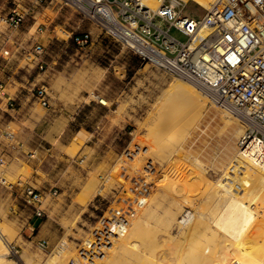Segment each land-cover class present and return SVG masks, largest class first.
<instances>
[{"label":"rangeland","instance_id":"1","mask_svg":"<svg viewBox=\"0 0 264 264\" xmlns=\"http://www.w3.org/2000/svg\"><path fill=\"white\" fill-rule=\"evenodd\" d=\"M36 1L0 0V17L5 18L14 10L27 14L19 28L0 22V38L8 39L7 49L15 51V44L29 49L38 41L46 47L48 63L45 71H39L34 65H27L22 57H15L5 69L3 79L7 87L4 92L14 96L21 91L28 104L22 111L21 106L14 104L10 107L14 110L8 111V101L0 94V109L7 113L0 118L1 125L5 123L2 129L12 135V138L3 135L1 138L15 145L10 164L5 162L0 166V177L5 180V184H0V220L11 227L14 235L11 242L3 239L10 251L9 258L15 262L26 264L21 257L27 250L34 261L66 253L69 255L67 264L78 263L82 241L113 202L119 182L112 175L117 165L126 161L125 151L135 145L143 148L129 164V174L145 177L146 160H152L154 168L160 166L148 142V131L157 116L170 109L173 115L185 111L178 116L186 119L183 128L175 132V143L178 140L183 149L172 152L174 155L170 153L171 158L167 154V163L175 166L163 164L159 173L168 167L171 172L174 169L178 172L176 175L183 178L184 188L194 191L197 188L191 183L198 184L201 192L204 188L214 190L221 173L233 172L228 169L229 161L220 154H223L227 124L224 111L206 99L208 111L197 123L203 132L199 135L196 122L188 115V97L180 94L176 84L184 82L194 88L192 85L146 64L122 45L105 38L94 24L83 21L72 9L62 7L57 1L35 6ZM206 13L205 8L193 1L186 4V16L200 19ZM33 25L37 33L29 37L27 34ZM87 31L92 34L93 44L87 50H78L70 37ZM171 34L182 42L187 41L175 29ZM42 85L50 91V108H43L31 95L33 88ZM102 99L108 103H102ZM239 124L244 127L242 122ZM239 140L235 141V146ZM197 169L201 174L196 173ZM170 175L172 178V173ZM196 179H200L201 184ZM153 180L155 186L151 193L141 198V210L119 231L118 239L105 256L114 244L128 240L144 243L143 240L151 241L156 235L154 232L159 226L151 220V210L146 211L154 205L153 197L157 193V181ZM226 182L236 190L242 184ZM27 185L44 193L45 216L42 218L35 217L33 206L26 202L23 189ZM55 189L58 195H50ZM190 189L188 192L192 191ZM193 193H189V198L198 200L200 196ZM144 200L150 204L143 205ZM195 205V210L207 213L201 202ZM64 238L66 244L62 243ZM42 240L49 243L45 249L40 248ZM106 264H127V260L124 256L112 257Z\"/></svg>","mask_w":264,"mask_h":264},{"label":"built area","instance_id":"2","mask_svg":"<svg viewBox=\"0 0 264 264\" xmlns=\"http://www.w3.org/2000/svg\"><path fill=\"white\" fill-rule=\"evenodd\" d=\"M57 1L62 7L72 9L83 21L94 24L105 38L118 43L137 55L146 64L170 77L181 79L206 96L215 107L237 118L245 126L239 140L240 151L252 152L255 139L264 150V0H216L200 19L186 16V3L181 0H163L156 9L149 8L144 0H37L35 6ZM34 6V7H35ZM26 13L16 10L5 18L13 28L21 27ZM175 29L187 38L178 40L171 34ZM70 40L78 50L84 51L93 44L91 32L71 35ZM8 39L0 48V94L6 83L3 79L8 62L22 57L27 65L45 71L47 50L35 41L29 49L16 45V50L6 48ZM31 95L43 108H50L52 97L46 85L35 87ZM16 100L11 99L13 107ZM0 134L12 138L7 130ZM143 148H128L126 161L117 165L112 177L119 182L113 202L99 219L90 235L79 247L80 261L69 264H98L123 230L141 210V198L150 194L156 169L152 160H146L145 177L127 173L129 164ZM264 151L256 153L255 160L264 162ZM4 160L0 159V166ZM0 184L5 180L0 178ZM26 202L33 206L34 216L42 218L44 193L25 186ZM50 195L57 196L58 190ZM40 248L49 243L42 240ZM16 264H22L16 262Z\"/></svg>","mask_w":264,"mask_h":264},{"label":"bare ground","instance_id":"3","mask_svg":"<svg viewBox=\"0 0 264 264\" xmlns=\"http://www.w3.org/2000/svg\"><path fill=\"white\" fill-rule=\"evenodd\" d=\"M162 1L144 0V3L149 8L154 9L158 8ZM181 1L186 4L193 1L206 10H210L216 2V0ZM36 33V25H33L27 35L32 37ZM176 85L180 94L188 97V115L191 121L196 122V127L199 129L197 123L207 113L206 96L202 93L203 96H201L197 92L198 90L184 82ZM102 103L107 104L108 102L102 99ZM182 113L185 111L178 114L181 115ZM223 113L227 128H225L223 154H220L224 156L226 161H229L228 169L233 170V172L221 173L214 190L204 188L205 190L202 189L203 192H201L197 187L198 184L191 183L194 189L197 188L194 191L200 196L198 200L189 198V193L194 191L192 188H184L183 178L181 179L176 175L178 172L174 169V172L168 170L170 164L167 163V154L176 152L182 147L178 140L175 143V132H179L183 128L186 119L178 116V114L173 115L168 109L164 111L163 115L160 114L152 121L148 131L149 148L154 152L156 161L160 166L168 164V166L166 165L168 168L163 169L164 171L161 173H159L160 166L155 167L157 176L154 178L157 181V193L154 194L155 196L153 195L154 205H150V208L146 210H151L153 214L151 220L154 219L153 223L156 221L159 228H156L157 232H154L156 235L151 241L146 239L143 240L144 243L140 242V244L138 241L131 242L128 240L119 245L114 244L113 249L101 259L99 264H106L109 258L122 256L124 259L126 258L127 264H264V162H258L254 157L256 153L264 151L263 146L258 139H255L250 145L253 146L251 153L240 151L239 147L235 146V141L244 136L245 126L240 125L239 120L227 112ZM198 131H200L199 135L203 133L201 129ZM172 154L174 155V153ZM172 165L175 166L174 163ZM200 171L198 170L196 173H200ZM213 171L215 170L213 169ZM171 173L172 178H170ZM181 175L180 177H182ZM232 176L234 178H231ZM196 180L198 181V179ZM204 180L209 181L208 179ZM228 180L238 181L236 183L241 182L242 184L236 190L233 185L226 182ZM199 183L201 184V182ZM186 185H189L187 181ZM189 189L192 191L188 192ZM99 192L101 193L98 190ZM197 201L204 205L205 210H208L204 211L207 213L195 210ZM146 203L150 204V201L143 205ZM142 210L144 209L142 208ZM3 222L0 220V264H16L9 258L10 251L3 239L4 237L8 242H11L14 240V235L11 227ZM62 243L66 244L65 238ZM52 255L43 261H34L25 250L21 258L25 260L26 264L68 263L69 255L66 253H61V256L58 257ZM77 262L79 263V261Z\"/></svg>","mask_w":264,"mask_h":264},{"label":"crops","instance_id":"4","mask_svg":"<svg viewBox=\"0 0 264 264\" xmlns=\"http://www.w3.org/2000/svg\"><path fill=\"white\" fill-rule=\"evenodd\" d=\"M0 13H1V10H0ZM4 42H5V40L0 38V48ZM7 47H8V44H6V48ZM12 60H10L8 62V65L10 63H12ZM6 87H7V85H6ZM7 94L8 95L4 96V97L8 101L7 102L8 111L14 110V109H10L11 106H9V102L11 99H15L16 100L15 104L22 107L20 109V111H22L26 107V105L28 104L27 97L25 95H23L21 91H17L14 96H12L10 93H7ZM1 104H2V102H0V105ZM60 104H64V103L61 102ZM6 114L7 113H5V111H1V109H0V118L2 117L1 115H6ZM18 114H21V113H18ZM0 124H1V122H0ZM3 125H5V123H2L1 126H3ZM14 152H15V145L8 143L6 140L2 139L1 134H0V159L4 160L6 162V164L9 165L10 164L9 160L13 158ZM0 178H3V177H0Z\"/></svg>","mask_w":264,"mask_h":264}]
</instances>
